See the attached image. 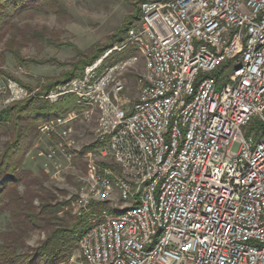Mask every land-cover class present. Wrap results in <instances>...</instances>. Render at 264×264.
<instances>
[{
  "label": "built area",
  "instance_id": "obj_1",
  "mask_svg": "<svg viewBox=\"0 0 264 264\" xmlns=\"http://www.w3.org/2000/svg\"><path fill=\"white\" fill-rule=\"evenodd\" d=\"M140 8L115 47L144 58L136 100L102 60L41 96L79 105L38 127L45 172L88 165L70 209L90 226L70 261L264 264V0ZM78 120L95 121L84 154L69 140Z\"/></svg>",
  "mask_w": 264,
  "mask_h": 264
},
{
  "label": "rangeland",
  "instance_id": "obj_2",
  "mask_svg": "<svg viewBox=\"0 0 264 264\" xmlns=\"http://www.w3.org/2000/svg\"><path fill=\"white\" fill-rule=\"evenodd\" d=\"M143 1L146 0H58L60 14L54 11L26 9L16 16L14 19L16 27L26 33H35L42 37L21 45L19 54L23 62H19L6 47V41L16 33V30L9 32L0 42V111L14 101L39 94L41 97L44 95L41 94L43 85L51 80L60 79L64 74L71 72L77 63L90 61L95 56L98 58L89 65L102 60L101 69L119 66L112 74L116 79L131 86V92L126 95V99L136 100L140 93L138 79L145 73L144 58L133 47L123 51H118L115 47L122 44L118 43L120 39L125 41L126 30L130 24H140V5ZM134 56L138 57L137 61L131 60ZM231 71L232 69L229 70V74ZM83 75L84 73L76 78ZM61 98L59 103L52 104L49 109L41 112L42 120L65 116L79 109L75 95H65ZM256 122L255 118L254 126ZM94 128V120H78L73 124V134L69 140L75 149L84 150L87 144L94 140ZM42 146L39 132L26 155V167L35 174L43 169ZM78 166L81 171L75 172L72 167L61 162L58 169L52 167L49 173L43 171L44 186L55 194L58 201L71 202V199H74L76 189L79 187L78 175L83 176L88 172V165L84 161ZM101 207L104 208V204H101ZM101 207L98 206L97 209ZM73 213L70 209L73 221L82 219L83 225L78 231L84 232L90 226L86 223L87 217L76 218ZM9 222V214H1L0 231L5 230ZM45 238V232L37 231L28 238L27 245L36 247ZM76 252L77 248L73 255ZM60 264L85 263L71 262L68 259Z\"/></svg>",
  "mask_w": 264,
  "mask_h": 264
},
{
  "label": "trees",
  "instance_id": "obj_3",
  "mask_svg": "<svg viewBox=\"0 0 264 264\" xmlns=\"http://www.w3.org/2000/svg\"><path fill=\"white\" fill-rule=\"evenodd\" d=\"M26 9L60 14L58 0H0V42L16 30L6 41V47L19 62H23L19 54L21 45L42 37L16 27L15 17ZM123 41L120 39L118 43ZM96 58L98 56L77 63L71 72L49 81L43 85L41 94L50 93L58 85L81 76ZM61 99L52 103L39 94L14 101L0 111V215L8 213L10 217L7 228L0 231V264H60L70 259L83 234L78 231L83 225L82 219L73 221L70 215V202L58 201L55 194L45 188L44 170L35 174L26 167V155L38 136V126L50 119L42 120L41 112ZM75 162L82 163V160L75 158ZM37 231L45 232L46 238L38 246L29 247L27 240Z\"/></svg>",
  "mask_w": 264,
  "mask_h": 264
}]
</instances>
